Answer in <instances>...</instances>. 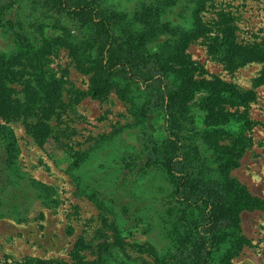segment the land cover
<instances>
[{"label":"rangeland","instance_id":"1","mask_svg":"<svg viewBox=\"0 0 264 264\" xmlns=\"http://www.w3.org/2000/svg\"><path fill=\"white\" fill-rule=\"evenodd\" d=\"M142 1L102 0L106 12L123 16L115 28L119 36L140 30L134 14ZM6 2L14 6L10 15L0 9L1 20L4 13L10 18V23H0V61L13 71L10 95L20 101L14 100V106L25 102L26 81L35 77L28 61L32 54L40 57L36 66L43 75L31 85L46 102L9 121L0 116V127L8 128L17 147L10 212L0 218V264H78V255L83 264L165 263L169 242L157 220L160 199L169 190L165 176L151 170L128 182L122 178L121 157L141 143L131 105L118 98L115 88L102 99L88 97L86 66L64 47L46 43L60 33L54 23L70 35L80 32L79 24L58 16L47 0H0ZM157 7L159 24L178 33L192 28L195 0H159ZM201 18L210 31L191 41L182 63L197 79L223 80L256 92L254 103L236 111L250 118L251 129L242 131L240 123L225 128L248 139L229 177L264 202V82H258L264 61L233 67L210 48L226 35L223 31H230L236 43L264 50V0H208ZM164 40L160 33L147 47L159 51ZM201 97L197 93L190 102L197 132L206 129ZM127 199L135 201L144 222L123 213L120 204ZM238 234L246 243L230 264H264V209L242 211ZM80 241L82 251L76 249ZM222 255H216L214 264Z\"/></svg>","mask_w":264,"mask_h":264},{"label":"trees","instance_id":"2","mask_svg":"<svg viewBox=\"0 0 264 264\" xmlns=\"http://www.w3.org/2000/svg\"><path fill=\"white\" fill-rule=\"evenodd\" d=\"M207 1L195 0L190 13L192 28L178 33L166 24H159V0H143L134 14L140 30L119 36L115 28L123 16L106 12L102 0H47L58 16H67L79 24L80 32L70 35L71 31L66 32L64 27L54 23L53 28L60 33L46 43L64 47L72 58L86 66L90 73L86 95L99 100L115 88L118 98L131 105L141 143L137 150L121 157L123 181L151 170L165 176L169 190L160 199L161 210L157 216L169 242L167 260L163 264H214L221 251L219 264H230L232 255L246 243L238 234L241 212L264 209L261 199L229 177L230 170L239 166L241 145L248 139L242 133L232 134L225 128L240 123L242 131L251 129L250 118L236 111L254 103L256 92L239 89L223 80L197 79L192 69L182 63L191 41L210 31L201 18ZM12 6L14 3L6 2L0 4V9L10 15ZM0 23H10L6 13ZM223 32L226 35L217 38L210 48L228 65L239 67L252 61H264L260 45H241L234 41L230 31ZM160 33L165 35V40L159 51L151 52L148 43ZM28 61L30 67L36 69L31 73L35 77L27 79L26 100L17 107L14 102L20 101H14L10 95L13 71L0 61V116L3 120L25 114L40 103L45 105L46 100L35 85H31L40 82L43 75L36 66L40 57L32 54ZM258 80L263 83L264 74ZM197 93L202 95L206 126L203 132L195 131L191 125L190 102ZM48 107L50 109L52 104ZM9 132L7 127H0V218L10 212V172L17 171L14 164L17 147ZM226 139H229L227 144L220 143ZM31 186L39 189L38 185ZM132 203L135 201L131 199L123 201L121 210L129 219L144 222ZM76 249H84L81 241ZM77 260L78 264H83L80 255Z\"/></svg>","mask_w":264,"mask_h":264}]
</instances>
